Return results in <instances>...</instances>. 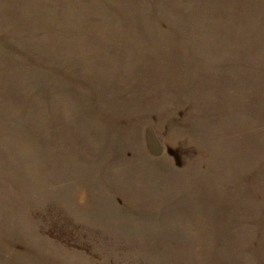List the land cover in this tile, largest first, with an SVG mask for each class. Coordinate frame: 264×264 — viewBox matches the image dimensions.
<instances>
[{
	"label": "rangeland",
	"instance_id": "374dc122",
	"mask_svg": "<svg viewBox=\"0 0 264 264\" xmlns=\"http://www.w3.org/2000/svg\"><path fill=\"white\" fill-rule=\"evenodd\" d=\"M0 264H264V0H0Z\"/></svg>",
	"mask_w": 264,
	"mask_h": 264
}]
</instances>
